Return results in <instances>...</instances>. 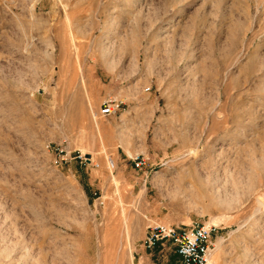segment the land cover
<instances>
[{"label": "rangeland", "instance_id": "obj_1", "mask_svg": "<svg viewBox=\"0 0 264 264\" xmlns=\"http://www.w3.org/2000/svg\"><path fill=\"white\" fill-rule=\"evenodd\" d=\"M213 160L253 194L193 197L184 172ZM195 222L214 227L209 264H264V0H0V246L179 264L142 241Z\"/></svg>", "mask_w": 264, "mask_h": 264}, {"label": "bare ground", "instance_id": "obj_2", "mask_svg": "<svg viewBox=\"0 0 264 264\" xmlns=\"http://www.w3.org/2000/svg\"><path fill=\"white\" fill-rule=\"evenodd\" d=\"M219 94H221V93L218 90L217 98H219ZM128 154L130 155L129 152H128ZM212 157H214V156H212ZM91 159H92V157L89 160H91ZM211 159H214V158H211ZM214 160H216V159H214ZM214 160H213V162L209 161L210 163L206 164V165L203 163L204 165L202 164L201 171H199V169H196L193 167L191 170H189V171L187 170L184 172V173H186L185 176L191 177L193 180V183L196 185V189L194 187V191L191 192V195L193 197L198 198V199L205 198V199L209 200V202H208L209 204L215 205L219 208L230 209V208H233L235 203L241 202L240 199L242 198V196H244V198H245L248 195L253 194V190H254L253 180H251V179L247 180L246 182H244V185L242 187H240V185H238L240 183V181L236 180L233 177L234 174L232 175L231 169L226 167V168H223V170L221 172L220 171L218 172V168L216 167V164L219 161L215 162ZM202 169H205V170L203 171ZM202 171H203V173H202ZM251 178H252V176H251ZM181 180H182V178H180V177L177 178V182H176V186H175L174 190H178V188L183 187V185L181 184ZM220 181H222V183ZM228 182H230V184H231V187H232L231 189L228 186L227 187L225 186V184H227ZM191 185H192V183H191ZM221 187H222L221 190H217V188H221ZM208 190L211 191V193H207L206 191H208ZM217 222H218L217 219L213 220V224H216ZM113 226H115V225L113 224ZM111 228L109 226L108 233H111V235L115 238V231L114 230H116V229H115V227H111ZM123 229H124L123 231H124L125 241L128 242L129 236H128V230H127V224L125 222V218H124V222H123ZM3 240H4L3 236L0 234V241L3 242ZM29 246L30 245L27 244V242H26V244H24V243L22 244L21 242L15 241L13 244L11 243L9 245L8 244L5 245V243H4V245L0 246V264H53L51 261H47V259H45L44 257L41 258L42 256L39 258H36L33 254H31L32 252L26 253L25 255L23 254L22 256H19V257L17 256L18 255L17 251L19 248L20 249L27 248V250L29 251ZM36 254H37V252H36ZM211 264H215V262H213V260H212ZM254 264H255V262H254Z\"/></svg>", "mask_w": 264, "mask_h": 264}, {"label": "built area", "instance_id": "obj_3", "mask_svg": "<svg viewBox=\"0 0 264 264\" xmlns=\"http://www.w3.org/2000/svg\"><path fill=\"white\" fill-rule=\"evenodd\" d=\"M118 104L112 99L102 103L101 115H108L117 108ZM83 159V157H80ZM84 160V159H83ZM135 168L141 169L145 165L144 158L133 159ZM214 227L204 222L188 225H154L148 227L142 241L144 249L151 250L157 245L169 243L178 258L179 264H209L214 249L212 233Z\"/></svg>", "mask_w": 264, "mask_h": 264}, {"label": "water", "instance_id": "obj_4", "mask_svg": "<svg viewBox=\"0 0 264 264\" xmlns=\"http://www.w3.org/2000/svg\"><path fill=\"white\" fill-rule=\"evenodd\" d=\"M88 156V155H87Z\"/></svg>", "mask_w": 264, "mask_h": 264}]
</instances>
